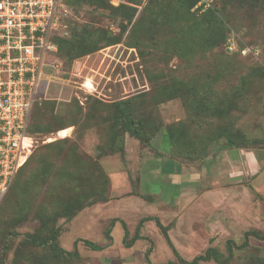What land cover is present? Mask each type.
<instances>
[{"label": "rangeland", "instance_id": "1", "mask_svg": "<svg viewBox=\"0 0 264 264\" xmlns=\"http://www.w3.org/2000/svg\"><path fill=\"white\" fill-rule=\"evenodd\" d=\"M103 1L69 6V35L86 27L118 43L59 62L57 72L40 83L31 115L32 153L0 200V264H65L25 236L41 240L79 206L108 195L105 166L115 182L127 176L136 143L119 129L125 154L113 153L119 147L111 140L121 122L119 102H128L145 145H167L181 161L179 152L191 155L183 158L191 178L199 165L215 171L213 162L228 138L241 151L264 153V0H199L192 7L185 0ZM209 184L191 185L192 192L178 200L179 213L166 215L181 259L161 237L165 247L157 264H182L208 247L226 256L227 240H244L238 227L223 226L221 203L219 211L195 204L197 187ZM249 241L264 258V241ZM61 244L69 247V238ZM245 250L234 247L235 255Z\"/></svg>", "mask_w": 264, "mask_h": 264}, {"label": "crops", "instance_id": "2", "mask_svg": "<svg viewBox=\"0 0 264 264\" xmlns=\"http://www.w3.org/2000/svg\"><path fill=\"white\" fill-rule=\"evenodd\" d=\"M134 141L135 161L128 167L124 180L115 182L110 177L109 166H105V174L110 180L107 199L88 205L69 220H64L58 237L64 250L73 252L76 249L86 264H147L145 251L151 246L149 260L151 264H157L159 250L165 247L166 242L155 222H144L139 232L152 243L139 239L130 247H125V231L129 241L140 220L146 217H155L163 225H168L171 220L167 217L179 213L178 200L182 199L181 196L192 192L191 185H196V182L201 185L202 181L212 186L197 187L195 195L193 193L197 206L219 211L215 207L221 203L220 211L228 217L223 218V226L232 228L234 225L242 232H264V153L225 147L215 156V171L209 165L206 168L202 167L204 164L199 165L198 176L191 178L184 159L175 158L169 152V146L162 148L166 150H157ZM202 168L204 171H201ZM206 169L208 173H205ZM133 186L139 191L132 193ZM107 230L110 238L106 235ZM67 237L70 245L64 247L61 242ZM161 237L165 244L161 243ZM84 240L102 249L93 250L82 242Z\"/></svg>", "mask_w": 264, "mask_h": 264}, {"label": "built area", "instance_id": "3", "mask_svg": "<svg viewBox=\"0 0 264 264\" xmlns=\"http://www.w3.org/2000/svg\"><path fill=\"white\" fill-rule=\"evenodd\" d=\"M71 15L63 0H0V200L32 153L38 87L58 70Z\"/></svg>", "mask_w": 264, "mask_h": 264}, {"label": "trees", "instance_id": "4", "mask_svg": "<svg viewBox=\"0 0 264 264\" xmlns=\"http://www.w3.org/2000/svg\"><path fill=\"white\" fill-rule=\"evenodd\" d=\"M88 0H63L67 6L71 7L73 4H78L82 2H86ZM134 1V0H129ZM188 1V6H194L199 0H185ZM91 3H105L103 0H90ZM69 7V8H70ZM124 9H130L129 7H123ZM131 23V16L127 18V25ZM123 30H125V27L122 26ZM69 37L67 38H58L56 41V44L58 46V52L55 54V58L57 62L65 61L66 64L69 62L93 54L99 50H101L104 47L111 46L113 44L118 43V39L113 35L105 34V32H92L88 28H84L81 31H76L75 29L71 31ZM117 113L119 118L121 119L120 125L116 123L113 129V134L111 136L112 144L114 145L116 142L119 141V147L118 150L113 151V153L119 152L121 157H124L125 151H124V144L123 141L119 140L118 136V130L121 129L124 134H128L130 137L137 140L140 144L145 145L147 143V139L141 135V132L138 130V127L133 120L130 112L128 111V102L122 101L117 104ZM118 118V119H119ZM61 130V129H60ZM29 132L33 135V131L31 129V123ZM175 135V134H174ZM172 140V139H171ZM173 142V140H172ZM172 144V143H171ZM226 147L228 148H234V149H240L242 146L238 145L235 140L232 138H228L226 141ZM178 153V152H177ZM177 155H181L182 158L190 159L191 155H187L185 153L179 152ZM28 161V160H27ZM27 163V162H26ZM25 163V164H26ZM25 164L20 168V170L25 166ZM19 170V171H20ZM18 171V172H19ZM18 174V173H17ZM10 189V188H9ZM106 191V190H105ZM146 199H150L149 197H145ZM107 199V195L105 194L104 198H98L95 200L90 201L87 204L79 206L76 210L71 212L70 215L67 216L65 219L66 221L72 218L74 215H76L79 211H81L84 207L88 205H92L97 202H104ZM154 221L157 228L159 229L163 239L165 240L168 247L171 249L173 255L176 258H180L179 254L177 253L170 237L168 234V225H163L159 219L155 217H146L140 220L138 223V226L135 230L134 235L132 238L128 241V233L125 231V236L123 240V245L125 247H130L136 240L144 239L148 240L150 243L151 240L148 238H144L139 235L140 228L142 224L146 221ZM61 231V227L55 229L53 232H51L49 235H47L45 238L38 240L35 236L28 235L25 236L26 239L31 242V245L36 247H42V246H48L50 249L52 255L59 261V262H65V264H86V260L81 258L77 250L75 249L73 252H68L64 250L60 244H59V234ZM13 236H16L15 233L12 234ZM106 235L109 237V231L107 230ZM253 237L257 240L264 241V232L259 231H246L244 233V240L239 245L234 244L231 240H227L225 243L227 255L222 256L220 252L215 249L208 247L203 254H200L198 256H195L191 261L181 260L182 264H198L199 262H210L213 261L216 264H251L253 262H256L255 264H264V258L260 257V253L257 251V249L250 247V241L249 238ZM86 246L90 247L93 250H101L102 248L96 245H93L92 243L88 241H82ZM6 245V244H5ZM234 247L240 250L246 249L244 252H242L239 255H235L234 253ZM152 251V247L150 246L145 251V261L147 264H151L149 260V255ZM16 257V254H15ZM166 264H175L173 261H167Z\"/></svg>", "mask_w": 264, "mask_h": 264}, {"label": "bare ground", "instance_id": "5", "mask_svg": "<svg viewBox=\"0 0 264 264\" xmlns=\"http://www.w3.org/2000/svg\"><path fill=\"white\" fill-rule=\"evenodd\" d=\"M86 85L89 86V83H87Z\"/></svg>", "mask_w": 264, "mask_h": 264}]
</instances>
